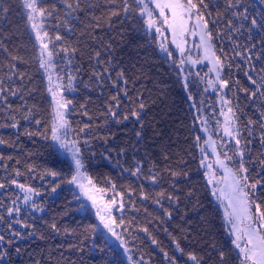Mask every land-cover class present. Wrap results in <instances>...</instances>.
Segmentation results:
<instances>
[{
    "label": "snow or ice",
    "instance_id": "1",
    "mask_svg": "<svg viewBox=\"0 0 264 264\" xmlns=\"http://www.w3.org/2000/svg\"><path fill=\"white\" fill-rule=\"evenodd\" d=\"M16 2L33 51L28 54L24 33L11 26L9 0H0V67L6 61L8 68L6 79L0 78V129L15 130V140L0 135V146L18 147L21 135L39 136L50 142L55 160L38 178H52L49 194L61 185L72 186L69 190L73 199L69 205L75 202L76 211L83 213L85 219L91 213L97 221L79 224L78 229L63 228L64 234L73 235L77 241L69 245V250L77 253L87 250L90 254L97 247L96 241H100L99 251L103 252L111 248L109 241L114 240L127 264H264V10L246 4L245 0H223L222 4L220 0ZM259 5L264 9V0H259ZM78 25L83 27L78 29ZM116 25L123 30L117 33L121 40L129 31L136 33L147 47H155L164 55L195 110L190 137L186 138L188 147L176 152L163 147V165L146 148L138 157L140 149L132 144L133 155L128 159V148L121 147L114 166L128 182L120 184L110 176L98 180L87 171L96 155L92 141L102 139L108 143L107 138L94 134L101 128L110 129L113 124L122 125L133 119L139 124L134 133L136 141L144 140L143 114L148 105L143 93L135 89L143 69L138 67V61L125 64L115 55V37L106 39L98 32L104 27L112 32ZM190 39L192 47L200 53L195 59L188 48ZM205 61L210 65L208 71L203 76L197 72L195 76L205 84L204 92L212 89L218 95L219 115L223 117L222 122L215 121L222 133L219 142L209 130V119L203 115L204 101L198 106L190 91L192 73L186 66ZM33 63L50 95L47 120L38 118L41 112L38 103H28L39 92L27 71V66ZM237 74H242L250 87H244ZM228 92H232L231 97ZM241 92L255 107L254 116L246 120L242 119L246 113L239 104ZM92 93L97 98L108 93L98 116L90 111ZM15 100L21 103L17 105ZM77 115L80 120L75 119ZM85 117L87 122L83 120ZM21 120L30 125L34 122L36 129L25 128L20 132ZM201 132L206 136H201ZM110 135L114 137L115 133ZM112 151L106 148L107 154L101 155L111 160ZM196 151L198 170L204 169L205 187L223 209L225 243L218 242L209 231L211 221L207 216L200 217L202 227L194 230L186 219L187 211L180 208L182 202H186L185 207L191 204L197 212L201 208L196 189L189 187L192 183L189 161L184 158L196 161ZM209 153L214 157L211 162ZM173 158L178 161L176 164L172 163ZM11 160V155L0 154V170L4 172L0 177V222L7 224L9 234L7 239L0 234V245L9 246L12 238H26L14 229V224L32 229L27 236H35L36 226L27 222L28 216L45 211L43 203L35 199L42 197L41 189L18 179L26 174L37 178L36 165L27 164L22 172L19 167L9 169L6 161ZM19 163L17 160L16 164ZM65 166L66 172L56 170ZM13 186L19 192L11 191ZM149 204L154 206L155 214L149 211ZM22 206H27V214ZM70 210L67 208L63 215ZM141 211L143 225L136 215L126 219L125 213ZM178 212L181 222L176 223L174 230L162 228L169 240L167 247L152 228L173 221ZM48 227L61 232L56 222ZM39 238L44 236L41 234ZM149 245L158 250L159 258ZM16 251L19 253L20 249ZM60 255L65 264H86L83 256L77 261ZM7 256V248L0 247V262Z\"/></svg>",
    "mask_w": 264,
    "mask_h": 264
},
{
    "label": "trees",
    "instance_id": "2",
    "mask_svg": "<svg viewBox=\"0 0 264 264\" xmlns=\"http://www.w3.org/2000/svg\"><path fill=\"white\" fill-rule=\"evenodd\" d=\"M221 4L223 0H220ZM10 12L8 19L11 21L13 30H19L24 33L23 38L27 41L29 55H31L33 49L31 47L32 41L28 39L27 31L25 29L24 18L21 9L16 0H9ZM246 4H255L258 9L260 8L259 0H245ZM99 15V13H97ZM86 20V18L82 17ZM82 25H78V29L82 28ZM123 31L119 25H116L114 31L108 32L106 27L98 30L99 35L104 36L106 39L109 36L115 37V55L118 58H122L125 64H130L138 61V67L143 69V75L137 80L135 89L143 93V99L148 105L146 113L143 114L145 121L144 140L141 142L136 141L135 130L139 129V124L133 119L126 121L122 125H111L109 128H101L98 133L99 136L107 138L108 143L105 144L104 140H94L93 151L96 153L95 158L89 164L87 171L89 175L93 176L98 180H103L105 176H110L113 180L120 183H127L128 181L119 175L120 169L115 167L117 151L121 147L128 148L127 157L131 158L133 152L131 145L136 144L140 149L136 153L138 157L142 156L145 148L152 153L153 158L160 159L161 164L164 161L161 157V149L168 146V150L171 152L182 151L188 147V137H190L189 127L193 120V111L191 109L190 101L187 100L185 91L182 89L180 84L177 82V74L175 69L170 66L164 55L158 53L155 47L149 48L146 46V41L141 39L136 33L128 32L127 35L121 40V37L117 34ZM75 39V38H73ZM243 39V38H241ZM90 42V40H89ZM27 71L32 75L34 81V87H38L39 92L35 99H29L28 103H38L41 112L38 118L47 120L51 111L50 97L45 91V81L41 78V75L33 63L27 66ZM8 72L6 61L4 65L0 67V78H5V73ZM235 73V69H233ZM244 87H250L246 82L242 74H237ZM234 76L233 78H237ZM131 88L132 85L130 84ZM93 96V103L90 105V111L94 116H98L101 111V105L108 93L102 98H97L95 93ZM229 97L232 96V92H228ZM240 107L246 113L242 119H247L250 116H254L255 107L245 100L244 93H238ZM82 99V98H81ZM153 100L156 103H153ZM126 102V101H125ZM236 101L234 100V103ZM21 101L15 100V104H20ZM76 120H80L81 117L77 115ZM84 122H87V118H83ZM25 128L29 130H35L36 126L34 122L30 125L27 122L21 120L20 132H23ZM42 130V129H41ZM195 131V130H193ZM15 130L12 129H0V135L5 139L15 140ZM110 133H115V136H111ZM158 133V134H157ZM18 143V147L9 148L6 145L0 146V154L4 156L11 155L13 160L6 161L9 164V169L13 167H19L22 172L25 171L27 164H34L37 167V178L29 177L27 174L23 177L18 178L20 182L30 183L33 186L41 189L43 192L42 197H36L38 203H43L45 211L43 213H33L36 219L33 220L32 216H28L27 222L35 224L36 235L27 236V233L32 229L22 228L20 225L14 224L13 227L16 231L21 232L26 238H12V244L0 245V247H6L9 256H7L0 264H65V260L61 258V253L64 254V258L79 261L80 256L84 257L86 264H127L126 259L122 257L120 252L110 242L111 248L105 249L103 252L99 251L100 241H96L97 247L93 248L91 253L86 250L85 253H77L76 251L69 250V245L77 243L75 237L70 234H64L63 228L68 227L69 229L77 228L79 224L97 223L95 217L89 213L88 218H84V214L76 211V204L73 202L69 205V201H72L73 194L70 191L68 185H61L55 193H50L52 178L47 177L45 180H40L38 174L45 168H51L55 160V153L50 147V142L43 140L39 136L32 138L21 135ZM106 148H112L114 151L110 153L111 160L104 159L101 155L105 153ZM107 154V153H105ZM197 160L191 161L190 157L185 156L184 158L189 161V174L191 176V185L194 187L199 197L201 208L200 210L194 211L192 205L188 204L185 207L186 202H182L180 205L181 210L187 211L186 219L191 222L194 230H199L202 225L200 217L207 216L211 225L209 231L215 236L216 240L220 243H225L227 237L225 236L222 221V211L217 203L214 201V197L209 194L208 188L205 187L206 180L203 176L204 169L198 170L199 164V152L196 151ZM61 159L63 157L61 156ZM19 160L20 163L16 164ZM178 161L173 158L172 163L176 164ZM58 171H67L66 166L61 169L57 167ZM4 175V172L0 170V177ZM187 190V189H186ZM11 191L19 192L14 186ZM7 196V194H5ZM139 204V202H138ZM149 211L154 212V206L147 205ZM27 214V206H22ZM71 208L67 215H63L67 208ZM132 215H136L141 225L144 223V213H125L126 219H130ZM181 213H177L174 216L173 221H169L166 225H157L152 228L157 238L167 247H170L167 235L162 231L163 227H168L170 231L174 230L176 223H180ZM43 219H40V218ZM23 218V216H22ZM56 222L58 227L61 228V232H54L48 224ZM0 234H4L6 239L9 238L7 232V224L0 222ZM44 236V239H40V235ZM143 237V233L139 234ZM91 243V241H89ZM137 244L139 241L136 242ZM153 252L158 256V250L154 246L149 245ZM19 248L20 252L17 253L16 249ZM148 250L147 248L145 249Z\"/></svg>",
    "mask_w": 264,
    "mask_h": 264
},
{
    "label": "rangeland",
    "instance_id": "3",
    "mask_svg": "<svg viewBox=\"0 0 264 264\" xmlns=\"http://www.w3.org/2000/svg\"><path fill=\"white\" fill-rule=\"evenodd\" d=\"M188 48L191 49V55L195 59L197 57L198 51L192 47V40H189ZM163 55V54H162ZM208 63L205 61L203 64H198V65H187L186 67L191 71L192 76H190V91L193 94L194 101L197 103L198 106H200V101L203 100V115L206 116L209 119V130L213 134V138L217 139L219 142L221 130L217 129L215 121L219 119L221 122L223 121V117L219 115L221 105L218 100V95L217 93L213 92L212 89H209L207 92H204L205 84L201 83L199 79L195 76V73L199 72L201 76L204 75L208 71ZM50 97V95H49ZM193 101H190V105L192 104ZM193 113L195 110L191 107ZM201 136H206L205 133H199ZM214 159L213 156L209 153V161L211 162ZM70 188L72 186H69ZM2 191V190H0ZM214 201L216 199L214 198ZM217 205L220 207L218 201H216ZM222 213L223 209L220 207ZM102 230V229H101ZM111 243L115 246V248L120 252L122 257L126 259L122 249L118 246V244L114 241L111 240ZM127 261V260H126Z\"/></svg>",
    "mask_w": 264,
    "mask_h": 264
}]
</instances>
